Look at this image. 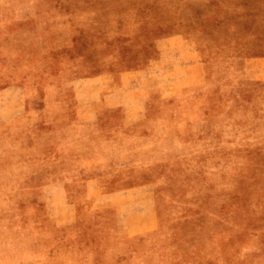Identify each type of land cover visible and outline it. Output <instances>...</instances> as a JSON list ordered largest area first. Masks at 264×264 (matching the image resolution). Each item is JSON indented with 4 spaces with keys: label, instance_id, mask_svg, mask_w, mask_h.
Wrapping results in <instances>:
<instances>
[{
    "label": "rangeland",
    "instance_id": "1",
    "mask_svg": "<svg viewBox=\"0 0 264 264\" xmlns=\"http://www.w3.org/2000/svg\"><path fill=\"white\" fill-rule=\"evenodd\" d=\"M188 52L199 82L183 86ZM152 60L165 67L144 116L122 128L111 111L96 135L114 141L104 193L135 189L124 212L0 175V264H264V0H0V87L34 89L33 132L68 118L73 81ZM30 129L2 130L3 162ZM146 203L155 225L139 232Z\"/></svg>",
    "mask_w": 264,
    "mask_h": 264
},
{
    "label": "crops",
    "instance_id": "2",
    "mask_svg": "<svg viewBox=\"0 0 264 264\" xmlns=\"http://www.w3.org/2000/svg\"><path fill=\"white\" fill-rule=\"evenodd\" d=\"M189 57L183 62V86L188 80L191 82L197 80L191 75L193 68H196L195 56L191 53ZM160 61L152 60L143 68L116 73L105 72L73 81V105L71 108L63 109L68 118L63 121L57 120L49 131H32L38 123L39 114L28 102L29 96H32L34 91L31 86L13 83L0 87V139L2 130L7 127L19 124L31 127L25 140L27 150L21 161L3 162L0 152V175L4 176L6 182L55 188L63 193L81 189L97 199H102L100 202L104 205L111 204L117 210L124 212L120 202L119 204L115 202L120 198L129 199L135 189L104 193V177L97 171L106 168V162L103 160L107 154L103 149L110 148L114 141H102L96 138V135L112 127V123L108 126L103 125L107 119L112 120L109 114L111 111L121 112L116 126L122 128L131 126L133 122L144 116L147 110L145 99L149 97L150 89L158 85L162 75L161 70L165 67ZM176 63L178 62H174ZM167 71L170 74L173 69L168 68ZM173 76L172 87L176 89V69ZM198 82L199 80L195 83ZM119 143L125 142L120 140ZM100 150L103 154L99 153ZM84 160H93V162L86 167L81 164ZM99 160L104 163L98 168L96 161ZM84 172L89 173L85 178H81ZM139 210L143 216L138 218V222L136 221L138 231L151 230L155 225L152 206L146 203Z\"/></svg>",
    "mask_w": 264,
    "mask_h": 264
}]
</instances>
